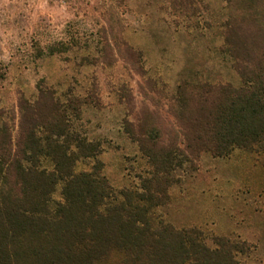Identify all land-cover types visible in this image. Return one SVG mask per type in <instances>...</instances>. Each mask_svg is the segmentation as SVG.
Instances as JSON below:
<instances>
[{
  "label": "rangeland",
  "instance_id": "obj_1",
  "mask_svg": "<svg viewBox=\"0 0 264 264\" xmlns=\"http://www.w3.org/2000/svg\"><path fill=\"white\" fill-rule=\"evenodd\" d=\"M227 23L264 26V0H0V127L8 122L14 134L18 99L52 91L63 105L77 103L75 113L67 109L71 129L99 143L95 157L77 159L74 170L100 161L115 191L143 192L152 166L133 137L140 117L152 123L146 135L166 144L177 128L179 84L240 85L224 51ZM118 37L136 52L142 73L104 51ZM147 110L156 112L151 120ZM41 165L51 169L47 159ZM167 180L155 221L194 228L208 247L224 237L242 249L238 264H264L262 152H205L177 161ZM51 196L61 200V183Z\"/></svg>",
  "mask_w": 264,
  "mask_h": 264
},
{
  "label": "trees",
  "instance_id": "obj_2",
  "mask_svg": "<svg viewBox=\"0 0 264 264\" xmlns=\"http://www.w3.org/2000/svg\"><path fill=\"white\" fill-rule=\"evenodd\" d=\"M223 42L239 86L179 84L172 112L177 128L166 144L146 135L153 126L140 117L133 137L152 166L143 192L115 191L100 161L90 171L74 170L77 159L93 158L99 149L71 129L67 109L75 113L77 103L63 105L42 89L34 101L20 97L15 133L8 122L0 127V264H238V243L216 237L208 247L194 228L175 229L153 215L177 161L205 152L225 156L234 148L264 154V26L227 23ZM109 48L142 73L121 37L106 42L104 51ZM147 114L151 120L156 112ZM43 158L51 169L41 165ZM58 183L62 198L53 202Z\"/></svg>",
  "mask_w": 264,
  "mask_h": 264
}]
</instances>
